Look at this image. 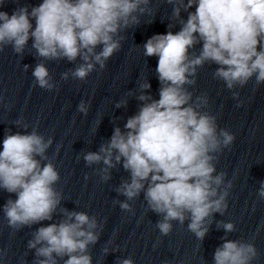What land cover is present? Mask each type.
Wrapping results in <instances>:
<instances>
[{"label":"clouds","instance_id":"clouds-1","mask_svg":"<svg viewBox=\"0 0 264 264\" xmlns=\"http://www.w3.org/2000/svg\"><path fill=\"white\" fill-rule=\"evenodd\" d=\"M160 2L171 6L168 31L152 35L142 45L145 58H158L159 98L151 94L149 78L139 83L135 93L129 90L126 95L139 102L136 113L123 128L114 119L111 137L97 151L82 153V158L88 167L99 166L95 173L104 183L112 179L113 170L122 167L128 173L115 188L125 198L114 201L121 210L134 215L130 202L143 194L146 211L160 217L155 227L162 236L173 231V222L184 226L188 221L187 230L202 244L214 214L223 216L228 208L233 183L226 182V172L217 171V162L236 137L220 127L218 116L208 110L207 92L195 95L191 89L206 65L215 66L212 78L231 92L237 107L243 104L240 89L250 82L254 92L264 86V0ZM4 3L0 0V8ZM157 13L154 0L26 2L11 14L0 10V52L10 47L21 60L26 52L34 53L40 62L32 71L33 86L52 91L57 83L43 61L73 63L75 68L63 72L61 79L86 81L121 51L126 39L122 33L138 27L144 16L151 17L147 23L154 22ZM177 26L179 30L173 31ZM29 67L25 64L24 70ZM128 103L121 99L115 108L127 109ZM89 108L83 100L77 106L85 116ZM14 124L24 132L6 130L0 151V189L16 196L2 208L7 226L15 234L41 224L27 240L34 256L31 264H93L90 249L99 241L103 224L85 211L62 206L64 196L56 188L60 173L47 155L53 138H46L38 124L30 125L23 118ZM257 195L264 200V181ZM44 221L51 223L43 225ZM216 227L225 235L214 251L213 264H254L260 256L254 238L228 239L236 231L230 221H216ZM103 251L108 255L118 248ZM6 256L0 249V260ZM117 264H134V260L118 259Z\"/></svg>","mask_w":264,"mask_h":264},{"label":"water","instance_id":"water-1","mask_svg":"<svg viewBox=\"0 0 264 264\" xmlns=\"http://www.w3.org/2000/svg\"><path fill=\"white\" fill-rule=\"evenodd\" d=\"M26 2L35 5L41 0H19V4L17 0H5L0 10L11 14L15 7ZM154 6L158 7L154 22L147 23L151 17L144 16L138 27L122 33L126 39L121 51L107 62L103 71L91 73L86 81L71 77L66 81L61 79L63 72L75 68L73 63L43 61L57 88L47 91L34 87L32 71L40 62L34 53L26 52L21 60L10 47L0 52V151L6 130L24 132L14 124L20 118L30 125L38 124L41 134L53 138L47 155L60 173L56 188L63 193L62 206L85 211L103 224L99 241L90 249L93 264H117L118 259L128 257L134 260V264H213L214 251L223 243L220 238L225 235L223 229L216 227V221L221 220L233 222L236 226V231L228 234V239L254 238L260 252L254 264H264V200L257 195L260 182L264 181V86L254 92L250 82L240 89L243 104L237 107L231 92L222 82L212 78L215 66L206 65L199 71L197 84L191 89L195 95L207 92L208 110L218 116L220 127L236 137L231 148L225 149L217 162V171L226 172V182L231 180L233 183L228 208L223 216L214 214V221L202 244L187 230L188 221L184 226L173 222V231L162 236L155 227L160 217L146 211L143 194L130 202L134 215L121 210L114 201L125 198L118 196L115 188L128 173L122 167L113 170L112 179L104 183L95 173L99 166L88 167L82 158V153L97 151L100 144L111 137L114 119L123 128L127 118L136 113L139 102L126 95L129 90L135 93L139 83L149 78L151 94L159 98V82L155 75L158 58H145L142 45L152 35L168 31L167 17L171 14V6L160 0H154ZM178 30L179 26L173 29ZM25 64L30 66L27 71L24 70ZM121 99L129 100L127 109L115 108ZM82 100L90 103L87 116L77 110ZM9 198L15 199L16 196L0 189V249L7 252L0 264H22V261L31 264L34 256L26 247L27 240L41 224L13 234L2 213ZM56 219L59 217H54V221ZM48 223L51 222H42L43 225ZM105 247L110 250L118 248V251L105 255Z\"/></svg>","mask_w":264,"mask_h":264}]
</instances>
